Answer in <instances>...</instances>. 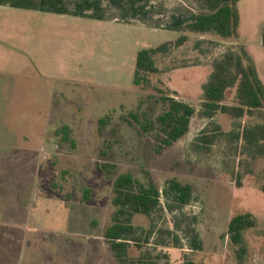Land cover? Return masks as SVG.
<instances>
[{
  "label": "rangeland",
  "instance_id": "rangeland-1",
  "mask_svg": "<svg viewBox=\"0 0 264 264\" xmlns=\"http://www.w3.org/2000/svg\"><path fill=\"white\" fill-rule=\"evenodd\" d=\"M85 1L110 17L0 6V264H117L103 237L114 212L113 180L97 166L110 161L121 173L142 179L149 169L162 186L176 177L195 189L185 207L172 212L164 200L150 217L134 218L140 232H154L132 256L150 254L146 259L158 264H235L229 222L250 212L257 226L245 232L246 264H264V155L250 161L233 135L258 119L197 113L188 135L161 155L152 150V135L123 119L141 102L159 112L157 89L199 110L214 61L241 45L264 83V0H239V38L188 33L185 44L157 56L163 72L150 75L146 86L133 82L138 52L180 35L138 22L136 8L154 12L158 0ZM235 95L229 89L224 103L234 104ZM63 125L72 128L75 148L56 135ZM205 130L217 136L211 145L198 140ZM182 212L197 216L203 249L192 250L181 231L179 243L161 234L174 230Z\"/></svg>",
  "mask_w": 264,
  "mask_h": 264
},
{
  "label": "trees",
  "instance_id": "trees-1",
  "mask_svg": "<svg viewBox=\"0 0 264 264\" xmlns=\"http://www.w3.org/2000/svg\"><path fill=\"white\" fill-rule=\"evenodd\" d=\"M239 0L223 2L215 11H198L194 21L183 26L179 37L174 41H167L156 48L142 49L136 57L134 72V85L146 86L150 84V75L160 74L163 70L157 63L158 55L168 54L173 46H182L188 41V33L213 32L223 38H239L238 28L240 14L238 10ZM235 88V103L225 104L227 92ZM161 95L159 102L161 110L155 112L144 108L143 103L130 110L123 119L130 127H133L141 135H152L154 144L152 150L156 155H161L176 142L188 135L193 117L199 115L206 119H214L219 112L231 115L234 118L250 116L259 122L244 126L234 137L241 142V153L250 161H255L264 155V83L259 77L258 70L241 45L238 50H227L222 57L213 63V69L208 81L204 84V94L201 108L198 110L192 104L177 99L168 93L157 89ZM108 118L99 120V131L103 135ZM63 142L76 147V141L72 137V128L63 125L56 130ZM215 134H207L206 130L198 136V140L206 145L215 142ZM109 147V146H108ZM105 148L101 149L100 157H106ZM98 169L104 178L113 180L112 204L114 212L111 223L105 228L103 237L109 244L117 264H158L156 261H148V257L136 258L131 255L135 246L143 249L149 243L153 230L140 232L134 223L136 216L150 217L158 208L165 204L170 211L189 205L194 196V186L173 177L165 181L164 186L155 178L153 173L146 169L145 176L141 179L132 172L121 173L115 162H99ZM197 216H189L186 213L174 216L173 229L161 230L162 235H172L176 243H179V231L185 233L190 241L192 250L203 249V241L196 228ZM257 226L256 217L250 213L235 215L229 222L228 235L235 246V264H246L248 247L245 241V232ZM145 236V237H143ZM145 238V239H143ZM158 244L165 245L161 239ZM191 264V262L184 263Z\"/></svg>",
  "mask_w": 264,
  "mask_h": 264
},
{
  "label": "crops",
  "instance_id": "crops-1",
  "mask_svg": "<svg viewBox=\"0 0 264 264\" xmlns=\"http://www.w3.org/2000/svg\"><path fill=\"white\" fill-rule=\"evenodd\" d=\"M101 2L104 3V0ZM155 2L158 3V6L154 12L141 7H139L140 9L136 8L141 19L138 22L178 34L181 33L185 24L195 20L198 11H215L223 3L222 0H158ZM0 6H16L59 15L81 14L88 16L95 14L94 16L97 18L108 19L107 17H110L107 12L102 15V8L99 12L95 7L94 10L90 9L91 7L87 8L88 1L85 0H0Z\"/></svg>",
  "mask_w": 264,
  "mask_h": 264
},
{
  "label": "water",
  "instance_id": "water-1",
  "mask_svg": "<svg viewBox=\"0 0 264 264\" xmlns=\"http://www.w3.org/2000/svg\"><path fill=\"white\" fill-rule=\"evenodd\" d=\"M263 45H264V37H263Z\"/></svg>",
  "mask_w": 264,
  "mask_h": 264
}]
</instances>
